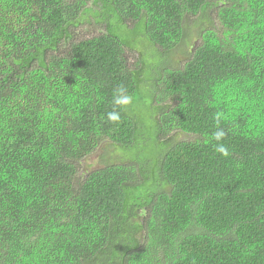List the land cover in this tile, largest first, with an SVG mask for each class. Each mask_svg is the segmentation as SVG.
<instances>
[{
	"label": "trees",
	"instance_id": "16d2710c",
	"mask_svg": "<svg viewBox=\"0 0 264 264\" xmlns=\"http://www.w3.org/2000/svg\"><path fill=\"white\" fill-rule=\"evenodd\" d=\"M0 264H264V0H0Z\"/></svg>",
	"mask_w": 264,
	"mask_h": 264
},
{
	"label": "rangeland",
	"instance_id": "374dc122",
	"mask_svg": "<svg viewBox=\"0 0 264 264\" xmlns=\"http://www.w3.org/2000/svg\"><path fill=\"white\" fill-rule=\"evenodd\" d=\"M104 12L113 16L116 15L112 6L107 7ZM112 20L114 22L116 20V17L114 16ZM119 27L117 28V34L121 37L122 41L128 45L137 47V49H132L128 52L127 59L130 65L138 63L141 57H143L145 62L149 64H155V66L158 65L157 67H160L161 70L166 67V58L162 55H159L155 49L153 50L151 47H149L150 42L147 36L144 35V27L142 24L137 25L134 29L126 26H122L121 28ZM188 50L189 49L187 48L186 44H182L181 46L176 47L174 53H172L173 62L175 64H179L181 62L182 64V60L185 58V55L187 54ZM139 51H142L143 56L141 53H139ZM151 103V94L147 89H143L141 93L138 92L133 101V112L137 113L141 121L144 120V124L146 121L147 126H149L150 114L152 112L150 108ZM142 116L144 117V119L142 118ZM145 130L148 138L145 139L144 145L141 146V148L143 149L139 151V155L142 159H150L151 157H154L156 149L153 140L154 138L152 137L153 129L149 126ZM176 136L178 141L187 139L186 134H177ZM121 155L122 153L120 151L113 149L112 147L108 146V144H103L100 146V149H98L97 152H94L85 159L84 164L81 166V175H83L87 171L102 166L103 159L105 156L108 157L110 160L115 157V160L116 158H120Z\"/></svg>",
	"mask_w": 264,
	"mask_h": 264
},
{
	"label": "clouds",
	"instance_id": "9594fccd",
	"mask_svg": "<svg viewBox=\"0 0 264 264\" xmlns=\"http://www.w3.org/2000/svg\"><path fill=\"white\" fill-rule=\"evenodd\" d=\"M132 99V96L127 93L126 89L123 86L116 89L114 95V104L119 106L121 109L126 108L128 105H130ZM107 118L113 122H118L121 119V114L119 111L113 110L107 114ZM217 120H219V117H217ZM225 136L226 132L222 128L218 129L212 134V138L218 142L215 145V150L224 156H228L229 150L227 146L223 143H220V141H222Z\"/></svg>",
	"mask_w": 264,
	"mask_h": 264
}]
</instances>
